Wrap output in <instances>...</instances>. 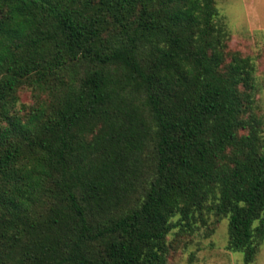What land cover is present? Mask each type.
Instances as JSON below:
<instances>
[{
	"label": "trees",
	"instance_id": "trees-1",
	"mask_svg": "<svg viewBox=\"0 0 264 264\" xmlns=\"http://www.w3.org/2000/svg\"><path fill=\"white\" fill-rule=\"evenodd\" d=\"M230 38L216 0H0V264H168L221 218L253 262L264 113Z\"/></svg>",
	"mask_w": 264,
	"mask_h": 264
},
{
	"label": "rangeland",
	"instance_id": "rangeland-1",
	"mask_svg": "<svg viewBox=\"0 0 264 264\" xmlns=\"http://www.w3.org/2000/svg\"><path fill=\"white\" fill-rule=\"evenodd\" d=\"M216 6L231 32L229 46L250 56L256 64V77L261 85L257 98L264 113V0H216ZM32 102L30 91L20 89L16 109ZM227 225V218L214 220L209 227L210 235L202 234L201 228L198 233L177 240L168 264H246L241 252L226 249ZM249 264H264V242Z\"/></svg>",
	"mask_w": 264,
	"mask_h": 264
}]
</instances>
